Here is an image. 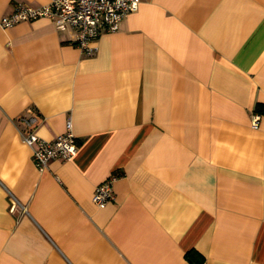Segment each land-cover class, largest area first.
<instances>
[{
  "label": "crops",
  "instance_id": "0c3cea01",
  "mask_svg": "<svg viewBox=\"0 0 264 264\" xmlns=\"http://www.w3.org/2000/svg\"><path fill=\"white\" fill-rule=\"evenodd\" d=\"M75 36L0 25V264H264V0H142L95 54ZM29 115L72 159L38 167Z\"/></svg>",
  "mask_w": 264,
  "mask_h": 264
},
{
  "label": "built area",
  "instance_id": "2783aa9c",
  "mask_svg": "<svg viewBox=\"0 0 264 264\" xmlns=\"http://www.w3.org/2000/svg\"><path fill=\"white\" fill-rule=\"evenodd\" d=\"M142 0H50L48 3L33 6L27 3L17 5L13 12L1 18L2 27H10L23 20H34L47 16L53 19L60 29H76L75 43L84 55H93L98 51V39L106 32L119 30L123 19L139 9ZM259 114L253 118L257 126ZM25 128L21 130L24 142L32 149L38 167L43 170L52 158L72 159L77 153L79 143L76 135L69 130L65 134L49 141L36 133L41 122L38 115L22 116ZM111 176L97 185L93 201L100 207L114 198Z\"/></svg>",
  "mask_w": 264,
  "mask_h": 264
},
{
  "label": "trees",
  "instance_id": "16d2710c",
  "mask_svg": "<svg viewBox=\"0 0 264 264\" xmlns=\"http://www.w3.org/2000/svg\"><path fill=\"white\" fill-rule=\"evenodd\" d=\"M187 257L194 264H203V260H204L203 256L198 254L195 250H191L187 252Z\"/></svg>",
  "mask_w": 264,
  "mask_h": 264
}]
</instances>
